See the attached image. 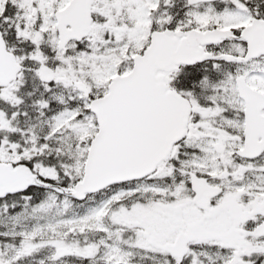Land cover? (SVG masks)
<instances>
[{"label":"snow or ice","instance_id":"1","mask_svg":"<svg viewBox=\"0 0 264 264\" xmlns=\"http://www.w3.org/2000/svg\"><path fill=\"white\" fill-rule=\"evenodd\" d=\"M0 264H264V0H0Z\"/></svg>","mask_w":264,"mask_h":264}]
</instances>
